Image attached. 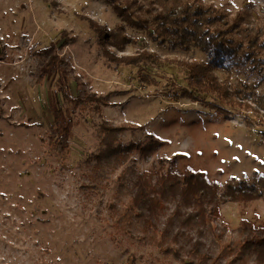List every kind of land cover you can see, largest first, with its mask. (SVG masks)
Returning <instances> with one entry per match:
<instances>
[{
  "label": "rangeland",
  "instance_id": "obj_1",
  "mask_svg": "<svg viewBox=\"0 0 264 264\" xmlns=\"http://www.w3.org/2000/svg\"><path fill=\"white\" fill-rule=\"evenodd\" d=\"M128 1L150 23L154 9L173 0ZM200 1L264 30V0ZM113 11L108 0H0V264H224L217 258L224 243L212 233L197 242L195 232L170 220L169 207L154 216L155 230H144L157 239L167 232L175 253L134 237L135 228L123 230L117 214L143 172H201L221 187L231 177L264 175L263 109L226 120L166 94L170 81L185 85L187 77L174 61L209 62L213 53L159 45L151 31ZM78 16L105 29L113 55L154 54L140 68L159 86L141 84L138 67L109 62ZM232 68L215 73L229 84L256 78ZM257 93L264 96V83ZM103 122L143 126L120 135L124 146L145 143L150 134L160 146L148 157L131 152L121 168L110 157L99 162ZM217 207L218 217H205L211 229L226 224L232 233L244 221L264 227V199Z\"/></svg>",
  "mask_w": 264,
  "mask_h": 264
},
{
  "label": "trees",
  "instance_id": "obj_2",
  "mask_svg": "<svg viewBox=\"0 0 264 264\" xmlns=\"http://www.w3.org/2000/svg\"><path fill=\"white\" fill-rule=\"evenodd\" d=\"M108 2L111 3L113 12L124 21L134 27L151 31L150 36L159 45L168 44L182 51L195 47L202 53H213L209 62H173L186 72L187 77L185 85H177L171 81L167 85L165 91L172 100L197 103L226 120L242 116L243 113L258 114L259 109L264 110V96L257 93L264 83V57H259L264 53V30L242 26L243 16L240 13L229 17L224 11L204 5L200 0H173L168 5H162L159 10L154 9L149 23L131 8L128 0L121 3L118 0ZM81 19L86 20L96 32L98 44L102 46L103 55L109 62L140 68L146 61L156 59L150 52L122 57L113 55L106 50L110 36L105 29L91 18ZM233 66L245 67L248 73L256 76L255 80L251 83L239 81L236 84L219 80L215 72H229ZM138 78L145 86H159L158 81L143 74L141 68L138 70ZM207 97L215 98L235 110V114L228 108L208 101ZM101 100L102 97H89V101ZM142 129L143 126L137 124L114 126L103 122L98 130L103 146L102 152L97 156L98 161L110 157L112 163L121 168L126 165L133 151H138L142 157H148L158 150L160 142L153 134L148 136L145 143L122 145L120 135L123 132ZM260 199H264V175L255 174L248 179L231 177L221 187L201 172H143L135 175L133 195L127 203V208L117 214V224L130 233L131 229L135 228L139 235L133 234L134 237L141 238L166 253H175L173 246L168 242L167 232L157 239L155 235H150L144 230L153 227L154 216L169 207L170 220L178 221L179 228L195 232L197 242L200 243V240L212 233L218 241L224 243L217 256L224 264H264V227H255L251 222L244 221L231 233L226 224L211 229L205 222L209 212L217 217L220 215L217 210L220 204ZM153 229L155 230L154 227ZM227 236H230L229 241H226Z\"/></svg>",
  "mask_w": 264,
  "mask_h": 264
}]
</instances>
